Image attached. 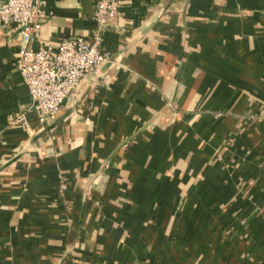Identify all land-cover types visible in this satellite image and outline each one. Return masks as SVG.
I'll use <instances>...</instances> for the list:
<instances>
[{
  "label": "crops",
  "instance_id": "1",
  "mask_svg": "<svg viewBox=\"0 0 264 264\" xmlns=\"http://www.w3.org/2000/svg\"><path fill=\"white\" fill-rule=\"evenodd\" d=\"M93 4L0 27V264H264V0ZM94 32L109 61L8 123L17 50Z\"/></svg>",
  "mask_w": 264,
  "mask_h": 264
},
{
  "label": "built area",
  "instance_id": "2",
  "mask_svg": "<svg viewBox=\"0 0 264 264\" xmlns=\"http://www.w3.org/2000/svg\"><path fill=\"white\" fill-rule=\"evenodd\" d=\"M121 0H94L91 18L98 27L115 22ZM44 0H0V27L19 29L25 41L50 15ZM101 34L94 32L91 40L80 34L61 37L54 47H20L16 66L27 88L29 102L8 117V123H25L24 110L35 114L45 124L57 111L65 96L72 93L79 79L109 61L107 51L100 45Z\"/></svg>",
  "mask_w": 264,
  "mask_h": 264
}]
</instances>
